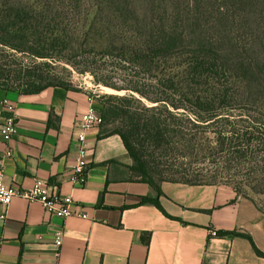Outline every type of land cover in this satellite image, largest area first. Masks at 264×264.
Returning a JSON list of instances; mask_svg holds the SVG:
<instances>
[{
	"label": "trees",
	"instance_id": "1",
	"mask_svg": "<svg viewBox=\"0 0 264 264\" xmlns=\"http://www.w3.org/2000/svg\"><path fill=\"white\" fill-rule=\"evenodd\" d=\"M82 11L93 12L98 30L90 51L139 78L122 88L95 74L96 62L84 68L96 84L130 90L95 99L102 136L121 138L129 169L154 191L139 204L161 209L164 181L219 184L187 176L205 157L264 174V0H93L86 6L81 0H0V89L74 88L36 58L59 59L53 51L73 49V39L57 26L60 14ZM14 53L34 59L24 63ZM177 162L188 165L181 177L172 171ZM216 234L244 237L264 257L248 234Z\"/></svg>",
	"mask_w": 264,
	"mask_h": 264
},
{
	"label": "crops",
	"instance_id": "2",
	"mask_svg": "<svg viewBox=\"0 0 264 264\" xmlns=\"http://www.w3.org/2000/svg\"><path fill=\"white\" fill-rule=\"evenodd\" d=\"M3 100L17 119L10 142L0 135L5 182L27 188L36 178L47 180L87 216L56 217L37 202L14 197L5 210L0 205V264H264L248 239L211 234H248L264 253V211L252 200L230 184L164 181L161 209L139 204L154 191L129 169L121 138L102 136V126L85 132L86 181L74 184L76 116L89 105L85 88L47 87L34 94L0 89V121ZM6 148L12 153L3 157ZM58 232L62 243L56 247Z\"/></svg>",
	"mask_w": 264,
	"mask_h": 264
},
{
	"label": "rangeland",
	"instance_id": "3",
	"mask_svg": "<svg viewBox=\"0 0 264 264\" xmlns=\"http://www.w3.org/2000/svg\"><path fill=\"white\" fill-rule=\"evenodd\" d=\"M56 2L70 4L74 0H56ZM81 2L86 6L91 4L93 0H81ZM60 16V24L57 27L65 28L68 36L74 41L73 49L63 50L59 53L56 50L53 51V56L56 53L59 59L36 58V60L38 62H48L49 65L45 67L46 70L60 76L63 80L71 83L73 87L85 88L95 98L101 94L114 93L122 95L130 92L128 89L117 91L102 84H96L94 82V73L84 71V68H87L86 66L92 70V63L96 62L99 66L94 69L95 74L103 76L108 82L118 87L128 88L139 81L133 70L121 67L112 60L103 59V55H97L90 51L88 45L93 44V40L98 39V30L92 26L93 12L85 14L82 11V13L60 14ZM58 49H61V47H58ZM14 54L18 60L24 63H30L34 59L26 54ZM222 160L221 156L205 157L200 163L193 164L191 171L187 170L186 174L190 178L197 176L207 181L230 184L236 189L237 194L252 200L260 210L264 211V174L257 176L255 175L256 173L243 170L241 167L240 169L237 167L228 168L223 165ZM182 162L185 161L182 160ZM177 165L178 167H172V171L178 170L174 177H181L182 175L179 172L187 168L188 165L184 166L178 162Z\"/></svg>",
	"mask_w": 264,
	"mask_h": 264
},
{
	"label": "built area",
	"instance_id": "4",
	"mask_svg": "<svg viewBox=\"0 0 264 264\" xmlns=\"http://www.w3.org/2000/svg\"><path fill=\"white\" fill-rule=\"evenodd\" d=\"M88 96V107L76 116L79 125V131L76 133L79 145L77 157L72 167V182L80 186L86 181L87 173L86 156L88 146L85 141V132L89 129L98 128L103 123V118L96 108L95 96ZM3 103L6 106V109L1 116L0 135L5 142H10L16 132L17 119L15 115L10 112L12 107L8 105L7 100H3ZM11 153V149L6 148L3 152V157H8ZM14 197H20L28 202H37L46 213L56 217L85 218L87 216L81 207L74 202L70 195H61L57 191H52L47 180L36 178L32 185L27 188L17 187L5 182L0 160V205L4 210ZM211 234L217 235L216 230H212ZM61 243L62 234L61 232H58L54 239V245L59 247Z\"/></svg>",
	"mask_w": 264,
	"mask_h": 264
}]
</instances>
